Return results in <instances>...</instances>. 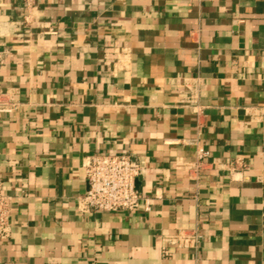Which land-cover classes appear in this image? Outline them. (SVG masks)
Wrapping results in <instances>:
<instances>
[{
    "label": "crops",
    "instance_id": "1",
    "mask_svg": "<svg viewBox=\"0 0 264 264\" xmlns=\"http://www.w3.org/2000/svg\"><path fill=\"white\" fill-rule=\"evenodd\" d=\"M0 95V264H264V0H0ZM93 154L142 162L136 212L79 213Z\"/></svg>",
    "mask_w": 264,
    "mask_h": 264
},
{
    "label": "built area",
    "instance_id": "2",
    "mask_svg": "<svg viewBox=\"0 0 264 264\" xmlns=\"http://www.w3.org/2000/svg\"><path fill=\"white\" fill-rule=\"evenodd\" d=\"M31 0H26V7ZM197 109L198 106L192 105ZM17 105L0 95V114H11ZM195 153L192 161L176 163L177 169L187 172L189 179L197 181L205 160L210 152L199 142L194 143ZM83 169L87 183L85 195L78 200L79 213H117L136 212L142 202L136 183L143 174L142 162L132 155H89L84 159ZM146 210H148L147 200ZM10 199L3 193L0 183V239L8 238L10 228ZM202 237L196 229L166 235L162 241L177 251L196 250Z\"/></svg>",
    "mask_w": 264,
    "mask_h": 264
}]
</instances>
